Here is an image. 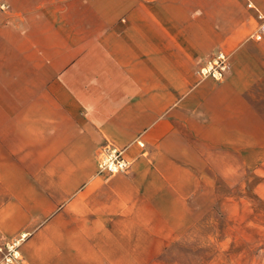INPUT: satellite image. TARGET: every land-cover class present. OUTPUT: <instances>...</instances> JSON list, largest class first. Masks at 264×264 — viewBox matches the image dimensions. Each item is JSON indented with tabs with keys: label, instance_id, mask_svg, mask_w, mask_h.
<instances>
[{
	"label": "crops",
	"instance_id": "obj_1",
	"mask_svg": "<svg viewBox=\"0 0 264 264\" xmlns=\"http://www.w3.org/2000/svg\"><path fill=\"white\" fill-rule=\"evenodd\" d=\"M4 1L0 244L26 238L0 264H139L147 231L264 149V0ZM219 51L225 77H202ZM108 144L129 169H99Z\"/></svg>",
	"mask_w": 264,
	"mask_h": 264
},
{
	"label": "rangeland",
	"instance_id": "obj_2",
	"mask_svg": "<svg viewBox=\"0 0 264 264\" xmlns=\"http://www.w3.org/2000/svg\"><path fill=\"white\" fill-rule=\"evenodd\" d=\"M238 164L222 166L209 198H189L192 213L147 231L139 264H264V149H243Z\"/></svg>",
	"mask_w": 264,
	"mask_h": 264
},
{
	"label": "built area",
	"instance_id": "obj_3",
	"mask_svg": "<svg viewBox=\"0 0 264 264\" xmlns=\"http://www.w3.org/2000/svg\"><path fill=\"white\" fill-rule=\"evenodd\" d=\"M251 6L252 3L249 2ZM0 6L7 8L9 4L4 0H0ZM260 18L259 26L252 36L261 39L264 34V12L258 10ZM230 55L225 51H219L212 57L208 58L200 67L199 73L202 77L212 76L215 79H223L226 71L230 67ZM131 165V160L126 155L125 148L118 147L113 144L106 145L100 153L99 169L110 173L126 171ZM26 238V233H21L5 243L0 244V256L7 263H16L23 258L21 245Z\"/></svg>",
	"mask_w": 264,
	"mask_h": 264
}]
</instances>
